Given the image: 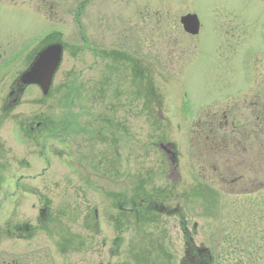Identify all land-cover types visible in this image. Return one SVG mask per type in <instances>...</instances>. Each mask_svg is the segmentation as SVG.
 Returning a JSON list of instances; mask_svg holds the SVG:
<instances>
[{
  "label": "rangeland",
  "instance_id": "obj_1",
  "mask_svg": "<svg viewBox=\"0 0 264 264\" xmlns=\"http://www.w3.org/2000/svg\"><path fill=\"white\" fill-rule=\"evenodd\" d=\"M186 13L201 24L195 37L179 24ZM263 26L264 0H0V53L31 50L37 39L33 54L63 45L48 93L26 85L1 121L8 163L0 250L7 240L17 243L15 225L25 221L35 233L31 241L41 245L49 235L60 248L62 238L91 236L92 226L82 224L90 207L99 211L93 240L104 246L70 243L58 264H179L183 243H222L235 257L247 243L264 247V167L257 198L227 183L225 169L206 165V152V166H192L190 156L199 157L184 110L208 102L220 31L258 36ZM20 67H10L9 78ZM159 142L171 145L173 166ZM113 193L126 208L134 201L135 215L119 232ZM44 198L47 214L38 217ZM52 219L55 235L48 231Z\"/></svg>",
  "mask_w": 264,
  "mask_h": 264
},
{
  "label": "flooded vegetation",
  "instance_id": "obj_2",
  "mask_svg": "<svg viewBox=\"0 0 264 264\" xmlns=\"http://www.w3.org/2000/svg\"><path fill=\"white\" fill-rule=\"evenodd\" d=\"M220 33L218 45L213 48L211 56L213 69L208 102L205 105L198 104V107L193 105L191 108L192 128L189 132V138L191 135L193 138L191 137L190 145L193 149L195 148V152L198 151L199 158L196 161L193 155L190 157L192 164L195 162L198 166L209 165L215 172L219 168L225 169L226 173L229 174L225 176L227 183L241 184L242 194L245 196L254 195L259 198L261 194H257L260 189L258 184L262 182L261 169L264 167V31H260L258 36L246 29L222 30ZM254 38L259 40L256 41ZM38 45L37 39L31 47L35 48ZM32 49L30 50L28 45L23 50L16 48L0 53V114L4 111V115L0 118V137L3 135V131H6V128L1 127L3 123L1 121L6 119V109L8 106H14L18 103L20 93L27 87L22 83L20 76L29 67L35 56V53L31 52ZM127 52L134 54L130 47ZM116 55L122 57L120 53ZM122 58L128 64L135 65L137 63L133 57L123 56ZM18 61L21 64L20 69L13 71L9 78V68ZM130 70L134 76L133 69L129 67V72ZM7 81L10 83L8 84ZM38 126L39 121L36 122V127ZM158 146L166 152L173 166L174 152L171 145L159 142ZM2 148L3 145L0 141V195L6 197L7 181L4 168L7 167L8 162ZM205 152L207 153L206 165L203 163L205 162L203 159L206 158ZM20 178L24 179L23 177ZM16 180L19 181L20 179L17 178ZM27 193L33 197L36 195L33 191ZM112 195L114 198L111 199L116 200V210H118L117 214H112V221L119 232L121 225L125 224L132 214L135 215L132 208L134 201L129 199L132 201L130 206L126 208L121 205L118 194L113 193ZM47 203L48 199L44 198V205L38 209V217L47 214V206H45ZM98 212L97 207H90L86 208L82 216V224L86 228L85 224L89 223L92 226L93 234L91 236L86 235L84 239L78 242L62 238L58 240L59 243H63L62 248L59 247L56 240H51L53 237L50 235L48 243L42 245L33 243L31 239L35 233L31 235L32 225L28 221L15 225L17 238L15 241L17 243L11 246L7 243L8 240L5 242L6 244L0 250V264H58L56 257H59V261L62 263V257H65L69 247H72L70 243H80L79 248H83L84 245L92 242L102 243L103 247V240H93V237L97 238L99 233ZM52 220L53 223L50 220L49 226L54 224L55 219ZM88 229L89 226H87ZM48 231L50 234H56L53 226ZM5 232L4 235L9 233L8 230ZM30 235L31 238H27ZM113 240L112 243H118V236ZM219 244L212 243L211 247L206 248L198 247L193 243H183L179 264H264V251L259 253L260 248L264 247L259 244L247 243L250 246L245 244L244 251L240 250L241 256L236 257L232 255V252L235 254L234 250L229 249L227 251V247L230 246H223L222 243L219 246ZM78 246L73 247L77 248ZM108 251L112 253L111 249ZM64 260L66 262V258Z\"/></svg>",
  "mask_w": 264,
  "mask_h": 264
},
{
  "label": "water",
  "instance_id": "obj_3",
  "mask_svg": "<svg viewBox=\"0 0 264 264\" xmlns=\"http://www.w3.org/2000/svg\"><path fill=\"white\" fill-rule=\"evenodd\" d=\"M180 23L185 32L197 34L199 21L195 14H185L180 17ZM62 46L59 43L44 47L35 57L29 68L22 73L21 80L24 84L37 85L42 94L48 93L53 75L61 61Z\"/></svg>",
  "mask_w": 264,
  "mask_h": 264
}]
</instances>
